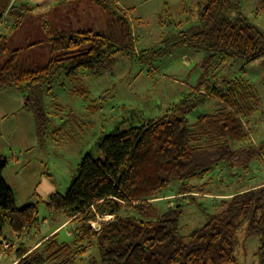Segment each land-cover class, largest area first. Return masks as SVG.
<instances>
[{
    "label": "trees",
    "instance_id": "1",
    "mask_svg": "<svg viewBox=\"0 0 264 264\" xmlns=\"http://www.w3.org/2000/svg\"><path fill=\"white\" fill-rule=\"evenodd\" d=\"M197 4L198 23L183 32L180 43L202 51L207 60L216 57L218 64L230 59L247 64L264 55V35L242 13V0ZM35 7L0 0V18L10 16L0 26V90L15 86L27 94L26 105L43 134L42 94L55 80L71 82L106 70L119 54L139 60L149 55L147 49L137 50L133 20L116 0L71 1L39 15L33 14ZM37 51L44 52L43 60L33 59ZM162 53L153 51L151 58ZM206 100L221 106L189 123L187 113ZM260 103L255 84L242 76L199 79L167 113L104 135L101 157L86 154L67 191L50 194L45 203L49 213L62 211L74 224L70 240H60L58 231L33 238L38 205H15L3 176L7 158L0 154V252L12 240L3 234L7 224L18 238L3 251L13 256L10 264H241L244 234L257 236L255 256L264 264V182L219 197L215 212L204 213L201 225L187 233L181 203L163 211L155 205L174 180L183 182L176 194L196 201L192 194L204 192L209 182L190 181L223 162L233 170L261 157L264 141L254 143L250 127ZM121 208L127 210L123 215ZM96 215L112 217L95 231L89 221Z\"/></svg>",
    "mask_w": 264,
    "mask_h": 264
},
{
    "label": "rangeland",
    "instance_id": "2",
    "mask_svg": "<svg viewBox=\"0 0 264 264\" xmlns=\"http://www.w3.org/2000/svg\"><path fill=\"white\" fill-rule=\"evenodd\" d=\"M116 1L128 10L133 20L137 50L147 49L145 53L149 56L139 60L119 54L115 64L106 70L82 74L71 82L66 79L74 89L65 83L63 77L55 80L51 88L42 94L47 117L43 134H39L37 129L33 132V128L27 125L14 123L15 119L11 116L5 120L0 118V153L7 158L3 176L13 191L17 207L28 203L38 205L39 222L30 230L36 240L65 219L62 211L49 213L45 203L50 194H64L67 191L86 154L101 157L99 142L104 135L117 128L139 126L167 113L171 105L188 95L199 79L220 82L228 77L242 76L254 83L261 103L250 121L252 140L256 144L264 141V55L247 64L238 59L218 64L216 57L207 60L202 51L180 43L183 32L198 23L197 3L201 0ZM24 2L36 5L33 10L36 15L50 6L46 5L45 0H9V5ZM63 2L65 0H54L55 5ZM88 6L87 3L83 5L84 8ZM242 13L264 35V0H242ZM9 17L0 18V26ZM159 50L163 53L151 58L153 51L156 53ZM33 55L36 61L44 59L42 51ZM220 106L218 100L197 102L187 113V119L193 123L199 115L212 113ZM27 145L30 147L25 150ZM225 163L217 168L212 167L205 176L190 181L198 185L209 182L203 186L204 192L192 194L196 201L176 194L183 182L174 180L161 191L163 196L155 205L163 211L168 206L181 203L184 213L181 223L187 233L201 225L206 218L204 213L215 212L219 197L264 182V153L253 159L246 168L229 170ZM126 212L121 208L118 214ZM106 216L99 215L94 224L102 223ZM72 226L60 227L57 230L58 238L70 240ZM3 234L12 240L5 241L0 252V264H10L13 256L3 251L11 244L16 245L18 238L7 224ZM258 246L257 236L245 237L240 234L238 251L241 264H258L255 256ZM91 251L98 258L96 249Z\"/></svg>",
    "mask_w": 264,
    "mask_h": 264
},
{
    "label": "crops",
    "instance_id": "3",
    "mask_svg": "<svg viewBox=\"0 0 264 264\" xmlns=\"http://www.w3.org/2000/svg\"><path fill=\"white\" fill-rule=\"evenodd\" d=\"M42 1H44V0H42ZM45 1H47L46 5L48 4L50 6L44 12L49 11V9L51 10L53 7H56L58 5H64L67 2V0H65V2L55 5L54 0H50V1L45 0ZM71 1H74V0H71ZM34 15H36V14H34ZM65 83L68 84L66 79H65ZM68 85L71 88V83H69ZM6 91H8V92H6ZM1 93H5V94H1ZM27 97L28 96L26 93H23L21 89H19L18 87H15V86L7 87V88L0 90V118L2 120H5L9 116H11L15 119L14 123H16L18 125L20 124L22 126L27 125V126L33 128V132H34V130H36V124H35V119H34L33 114L31 113V111L28 109V107L26 105ZM29 147H30V145H27L25 150H28ZM68 222H69V220L65 216V219L62 221V223L58 227L51 230L49 233L45 234L44 236H49L52 233L56 232L60 227H62L64 225L66 226V225L71 224ZM73 226H74V224H73ZM44 236H42V237H44ZM34 243L35 242H32L31 245H34Z\"/></svg>",
    "mask_w": 264,
    "mask_h": 264
},
{
    "label": "built area",
    "instance_id": "4",
    "mask_svg": "<svg viewBox=\"0 0 264 264\" xmlns=\"http://www.w3.org/2000/svg\"><path fill=\"white\" fill-rule=\"evenodd\" d=\"M104 216H106V215H103L102 217H104ZM111 217H112L111 215H107V216H106L104 219H102V220L105 221V220L110 219ZM97 218H99V215H96V218H95V219L89 221L90 226H91L92 229H94L95 231H96V230H99V229L101 228V223H100V224H94L95 221L97 220ZM103 221H102V222H103ZM5 246H6V245H5Z\"/></svg>",
    "mask_w": 264,
    "mask_h": 264
}]
</instances>
